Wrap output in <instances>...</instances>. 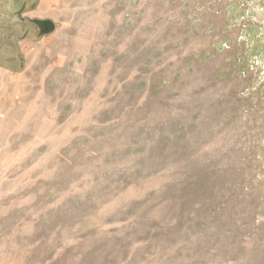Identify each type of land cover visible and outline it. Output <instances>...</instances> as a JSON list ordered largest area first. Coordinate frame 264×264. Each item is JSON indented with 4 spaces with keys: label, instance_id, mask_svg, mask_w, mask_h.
<instances>
[{
    "label": "rangeland",
    "instance_id": "1",
    "mask_svg": "<svg viewBox=\"0 0 264 264\" xmlns=\"http://www.w3.org/2000/svg\"><path fill=\"white\" fill-rule=\"evenodd\" d=\"M0 264H264V0H0Z\"/></svg>",
    "mask_w": 264,
    "mask_h": 264
}]
</instances>
